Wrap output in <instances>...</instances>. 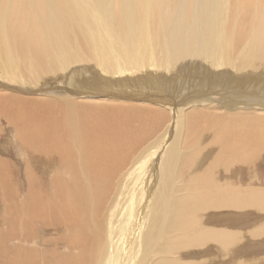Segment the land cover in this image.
Wrapping results in <instances>:
<instances>
[{
	"label": "bare ground",
	"instance_id": "obj_1",
	"mask_svg": "<svg viewBox=\"0 0 264 264\" xmlns=\"http://www.w3.org/2000/svg\"><path fill=\"white\" fill-rule=\"evenodd\" d=\"M259 1L0 0V264H248Z\"/></svg>",
	"mask_w": 264,
	"mask_h": 264
},
{
	"label": "rangeland",
	"instance_id": "obj_2",
	"mask_svg": "<svg viewBox=\"0 0 264 264\" xmlns=\"http://www.w3.org/2000/svg\"><path fill=\"white\" fill-rule=\"evenodd\" d=\"M255 0H251V2H250V4H251V7L253 6L252 4H253V2H254ZM261 1H263V0H260L259 1V3H258V7H260V5H261ZM184 78H186V77H184ZM183 78V79H184ZM183 79L182 80H180L181 82L183 81ZM184 84H186V82H184ZM185 86H187V85H185ZM185 86H184V90H185ZM181 93H184V91H183V88H182V92ZM177 95H181V94H177ZM4 133V132H3ZM2 133V134H3ZM0 135V142L3 140V138L4 139H6L5 137H6V133H4L3 135ZM4 136V137H3ZM146 144V143H145ZM11 154V155H10ZM2 156L4 157V158H6V159H9L10 161H12V163H11V166L12 167H14L15 165H13V162H14V160H15V158H16V156H15V154H13V152H7V153H2ZM14 157V158H13ZM11 158V159H10ZM16 167V166H15ZM13 168H11V170H10V172H11V174L10 175H8V180L6 181L5 180V183L3 182V179L4 178H0V203H1V198H2V193H4L3 192V184L5 185V184H7V183H9V185H11V186H13V185H15L16 187H15V189H13L14 190V193H15V191H16V189H17V191L16 192H18V193H23V190H22V182H20V181H22L21 180V178L20 177H18L19 175H17V173H18V171L17 170H14ZM254 172H256V174L257 175H259V177H261L262 178V181L264 182V178H263V176H264V163H259V165H258V167H257V169L256 170H254ZM234 174L232 175V179L235 181V182H237V181H239L240 183H246V182H248L249 181V176H250V172L247 170V169H245V168H236L235 169V171L233 172ZM12 175V176H11ZM17 175V176H16ZM249 177V178H248ZM123 179V178H122ZM238 179V180H237ZM2 180V181H1ZM241 180V181H240ZM118 182L119 181H122L121 180V177H119L118 178V180H117ZM7 182V183H6ZM13 182V183H12ZM20 182V183H19ZM117 182V183H118ZM262 182V183H263ZM22 184V185H21ZM235 184H237V183H235ZM20 187V188H19ZM14 188V187H13ZM116 188H117V184H116ZM129 197H130V195H129ZM19 200V199H18ZM1 206H2V203L0 204V208H1ZM219 211V213H218V215L221 213V210H218ZM0 212H1V210H0ZM229 212V214L228 213H226V215H222V216H220V219H222L223 220V218H226V219H229L230 217L232 218V220L234 219V221H235V218H236V222H238V224H244V225H242L243 227H245L247 224H248V226H252V225H254V224H259V223H261V222H264V209L263 210H258V209H256V208H252V207H247L246 208V210H245V212L246 213H243L242 211H240V212H238V211H236L235 209H232V210H230V211H228ZM241 212L243 213V214H241ZM223 216H225V217H223ZM221 220V221H222ZM220 220H219V222H221ZM226 222H229V221H226ZM236 222H234V223H236ZM247 222V223H246ZM233 223V224H234ZM250 224V225H249ZM248 228V227H247ZM44 233V232H43ZM263 235H259V236H251V235H247L246 236V239L244 240V241H242L240 244H239V246H242V247H240L239 249H240V253L239 254H241V252H243L241 255H242V257L243 258H250V261H248V264H264V236L262 237ZM250 238V239H249ZM258 239V241H257V239ZM248 239V240H247ZM246 241V242H245ZM245 244V245H244ZM247 249V250H246ZM213 250H215V249H213ZM213 250L212 249H209V250H207V253H205L204 254V256H201V253L199 254V255H197V259L198 258H203V257H205V255L206 256H209V255H213ZM211 253V254H210ZM247 254V255H246ZM203 255V254H202ZM249 255V256H248ZM240 256V255H239ZM194 257H196V256H194ZM190 258H192V257H190ZM125 263V262H124ZM123 263V264H124ZM118 264H120V261L118 262ZM217 264H226V263H223L222 262V260H220V262L219 263H217Z\"/></svg>",
	"mask_w": 264,
	"mask_h": 264
}]
</instances>
